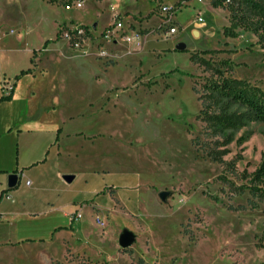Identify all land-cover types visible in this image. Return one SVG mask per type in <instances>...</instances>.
I'll use <instances>...</instances> for the list:
<instances>
[{
  "label": "rangeland",
  "instance_id": "obj_1",
  "mask_svg": "<svg viewBox=\"0 0 264 264\" xmlns=\"http://www.w3.org/2000/svg\"><path fill=\"white\" fill-rule=\"evenodd\" d=\"M210 1L75 0L66 8L65 0H0V87L13 89L7 77L22 67L30 69L26 77L45 81L34 83L48 88L33 96L46 99L44 110L54 119L69 120L67 151L77 159L65 157L63 165L75 174L71 185L87 220L84 235L1 249L0 264H264V200L241 188L264 154V124L251 123L241 145L232 141L221 160L211 159L209 151L222 146L197 118L194 90L210 70L190 59L198 54L224 75L264 90V48L242 27L224 35L227 3ZM163 3L178 6L177 31L166 39L159 25ZM197 10L204 26L195 25ZM117 17L122 26L110 32ZM69 19L87 23L94 34L77 48L65 37L41 48L43 35L55 37L56 21ZM9 29L13 34L5 36ZM179 42L183 49L175 47ZM25 105L4 101L0 111L16 117ZM102 170L126 173L113 189L124 203L105 201L104 211L93 205L96 193L82 191L94 187L87 180L93 171H100L99 188L111 190L112 178ZM124 228L134 241L123 248Z\"/></svg>",
  "mask_w": 264,
  "mask_h": 264
},
{
  "label": "crops",
  "instance_id": "obj_2",
  "mask_svg": "<svg viewBox=\"0 0 264 264\" xmlns=\"http://www.w3.org/2000/svg\"><path fill=\"white\" fill-rule=\"evenodd\" d=\"M70 20L66 25H57L59 20L56 21L52 33L56 36L62 28L71 25ZM87 33L85 39H89L92 33L88 25ZM11 34L13 33L8 31L4 33L5 36ZM46 39H52L51 34L43 35L38 44L41 43L42 46ZM52 42L54 41H50L47 45ZM29 54L30 49H28V60ZM22 69L23 67L11 77H7L8 80H13V89L9 99L0 100L2 103L22 99L26 104L24 114L16 117L11 112L7 114L0 111V250L22 249L29 244H49L52 239L70 236L72 233L84 235L87 229V220L82 218V208L76 203L77 190L71 185L75 174L70 182H66L61 177L65 173H71L64 168L63 159L76 158L74 155L69 156L70 153L67 151V137L71 131L64 129L63 123L69 120L66 118L57 120L53 118V114L47 113L44 110L46 99L43 104L39 101L41 97L36 102L33 91L41 93L48 87L39 89V86L34 85L35 82L45 81L26 77V74L30 73L29 68H25L29 69V72L14 79ZM3 77L4 74L0 81ZM23 79H28L27 85L23 86L21 83ZM2 94H7V91L0 87V96ZM10 172H17L20 175L14 187L7 186V175ZM99 172L93 171L87 175L88 182L94 183V187L88 190L84 187L82 190L84 194H97L94 207L104 211L109 208L105 206V201L124 203V199L113 189L117 187L116 183L122 177H126L125 170L101 171L112 178L110 191L99 188L95 183ZM4 191H9L12 200L1 196ZM77 210L81 211V216L73 218L70 223L69 215Z\"/></svg>",
  "mask_w": 264,
  "mask_h": 264
},
{
  "label": "trees",
  "instance_id": "obj_3",
  "mask_svg": "<svg viewBox=\"0 0 264 264\" xmlns=\"http://www.w3.org/2000/svg\"><path fill=\"white\" fill-rule=\"evenodd\" d=\"M55 3L59 0H46ZM75 0H65V5ZM229 11V25L223 28V34L236 36V27H242L252 31L257 36V43L264 48V0H211L213 7L223 6ZM87 33V25L80 24ZM60 36L59 31L54 39H46L41 48H44L50 41H55ZM72 46V43L70 42ZM211 50H203L202 53ZM193 62H198L209 73L203 77L199 87H194L200 101V108L197 118L204 123L207 136L214 138V143L221 148L208 153L213 160H221V156L228 151L225 145L234 141L241 145L249 136L251 131L247 128L251 123L264 124V90L257 85L251 84L243 78L224 75L219 66H213L209 61L200 55H190ZM223 64H229L224 60ZM29 72V69H22L14 79ZM189 75H191L189 73ZM192 76V75H191ZM12 89L7 94H2L0 100L9 99ZM245 128L240 134L239 131ZM264 134V131H260ZM253 196L264 200V154L258 166L249 174L246 185ZM254 203L253 201H251ZM72 218L70 219V223Z\"/></svg>",
  "mask_w": 264,
  "mask_h": 264
},
{
  "label": "built area",
  "instance_id": "obj_4",
  "mask_svg": "<svg viewBox=\"0 0 264 264\" xmlns=\"http://www.w3.org/2000/svg\"><path fill=\"white\" fill-rule=\"evenodd\" d=\"M197 1H202V0H197ZM77 6H80V2L77 1L76 3ZM66 8H69V5H65ZM178 9V6L175 4H161L159 6V10H160V16H161V20H160V26L163 27V30L160 31V36H162L163 39H166L167 37L171 36L172 34H174L177 31V25L175 24V14L176 11ZM114 25L113 28L110 32H114L115 30H120L121 26H122V22L121 20H119V17L115 18V20L113 21ZM195 24L198 26H204L205 25V20H204V16L201 13L200 10L196 11L195 14ZM9 33H13L14 30L13 29H9L8 31ZM85 29L83 27H81L78 24H71V25H67L66 27L62 28L60 31V36L61 37H65L66 39H68V42L72 43L73 47H79L81 42L84 41L85 39ZM132 37H139L138 33H133ZM104 52V51H102ZM7 93L11 90L9 88H12L11 86H9L8 84H3V87ZM28 183V181H27ZM1 196L7 200H12V196L9 193V191H4L2 192ZM81 216V211L77 210L74 211L73 213H71V217L72 218H79ZM94 221L99 225V226H103V220L99 215H95L94 216Z\"/></svg>",
  "mask_w": 264,
  "mask_h": 264
},
{
  "label": "water",
  "instance_id": "obj_5",
  "mask_svg": "<svg viewBox=\"0 0 264 264\" xmlns=\"http://www.w3.org/2000/svg\"><path fill=\"white\" fill-rule=\"evenodd\" d=\"M196 33H197V31L194 30V34H196ZM175 47L177 49H183L185 47V45H184V43L179 42L176 44ZM61 177L66 182H70L74 178V175L72 173H65ZM19 178H20V175L17 172L8 173V175H7V186L8 187L16 186L18 181H19ZM158 195L161 199H164L165 196L167 195V191H165V190L159 191ZM133 241H134L133 232L130 231L129 229L124 228L118 237L119 245L124 248V247L131 245L133 243Z\"/></svg>",
  "mask_w": 264,
  "mask_h": 264
}]
</instances>
